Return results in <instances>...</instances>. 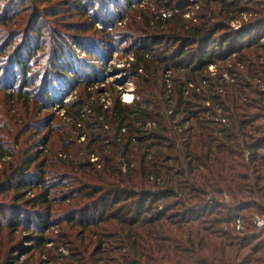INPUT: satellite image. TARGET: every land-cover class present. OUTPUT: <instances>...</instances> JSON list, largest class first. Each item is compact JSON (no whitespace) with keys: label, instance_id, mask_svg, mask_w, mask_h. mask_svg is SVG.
<instances>
[{"label":"trees","instance_id":"obj_1","mask_svg":"<svg viewBox=\"0 0 264 264\" xmlns=\"http://www.w3.org/2000/svg\"><path fill=\"white\" fill-rule=\"evenodd\" d=\"M116 1L95 8L97 58L128 17ZM151 1L129 11L136 31L124 35L140 99L105 107L88 90L68 104L72 134L41 116L51 73L84 90L91 77L67 78L77 70L62 41L47 51L38 0L13 13L15 0H0V77L16 87L0 84V264H264V0ZM194 3L196 21L185 17ZM242 12L251 17L235 30ZM59 126L62 146L35 150ZM32 129L49 133L23 148Z\"/></svg>","mask_w":264,"mask_h":264},{"label":"rangeland","instance_id":"obj_2","mask_svg":"<svg viewBox=\"0 0 264 264\" xmlns=\"http://www.w3.org/2000/svg\"><path fill=\"white\" fill-rule=\"evenodd\" d=\"M74 1L75 0H38V4H41V8L43 10L42 13L44 19L40 22V27L44 25L42 40L48 43L47 51L54 48V43L62 41L63 47H66V53H69L70 59L74 62L73 66L77 70V74H71L70 71H68L69 74H66L67 78L73 79L77 75V78L82 77L81 80H87V78L91 77L90 81H93L94 83V85L87 90L78 86L76 81H73L72 83L70 82L67 86L62 87L61 85H56L60 84L58 78L55 74L51 73L52 82L50 85L55 86L52 91V96L50 95L45 97L42 101L41 116H46L47 118L52 117V120L54 119L51 121L52 124H65L66 129L72 134H74V131L72 129V123H70L71 118L67 114L68 104L81 98L82 95L89 92L88 90L92 91V100L100 101L101 93L106 92L111 97L113 102V99L119 96V89L122 88L125 82H132L134 88L136 90L138 89L137 79L130 71L132 65L131 63L135 61H130L129 59L130 54L133 52L129 49L130 43L133 39L127 40L124 35H128L131 34L132 31H136L135 28H128L130 19L128 17L130 14H133V12L129 11H133L138 8H145L144 6L148 4L152 5L151 0H133L131 4H127L125 0H117L120 7L117 8L115 6H110L112 7L111 9H113L112 11L119 9L121 12L123 11L124 14L128 15V17H125V21L121 19H117L115 21L117 28L114 29L110 35L115 38L117 37L119 43L116 44L117 47L112 49L113 51L108 54L103 48H100L103 53L107 54V56L102 59L97 58L98 56H94L87 48L94 43L98 45L100 40H103V37H105L106 29L103 25L105 15L101 14V10L98 11V9H95L101 6L103 0H85L87 5V8L85 9L86 12H84L82 7L76 6ZM21 4H25V9L28 11H30L33 6V2H29V0H15V4H12V6L10 5V12L13 13L22 10V7L20 6ZM104 4L108 5L106 1H104ZM97 14L99 15V21H96L97 17L95 15ZM138 18L139 17H137V19ZM91 22H95V27L91 28ZM15 27L17 28V24L14 26V29ZM79 27L84 29L79 31ZM58 33H60L59 36ZM107 39L110 40L112 38L107 37ZM7 40L8 36L7 38L2 39L0 35V49L1 47L2 49L4 48L3 46L7 44ZM18 41L19 39H17V42ZM35 46L36 42L34 41L32 47ZM52 53L53 52H50V54ZM35 58L42 61V53L39 52ZM92 69H94L95 72L92 73ZM56 72L61 74L59 70H56ZM5 78L6 77L0 79L1 88H8L7 92H13L12 90H16L13 80H11V84L6 87L9 80ZM97 91L100 92L97 93ZM82 98L84 99L85 97ZM13 114L15 113L11 112L10 116ZM58 129L59 130H56V132L51 134L49 142L38 141L35 150L36 148L41 150H44V148L46 150L51 148L55 151L62 146L59 137L61 136L63 129H60V126ZM31 131L28 132L23 139V148H27L28 145L35 144L41 136L49 133V129H43L40 135L35 137L34 134H37L35 132H37L38 129H32ZM31 134L35 138H31ZM30 138L31 141L29 140ZM15 151L16 154H20L21 152L18 147H15ZM48 153L45 152L42 158H46V154ZM50 155L51 153H49L47 157L50 158ZM56 228H59V226L52 228V232Z\"/></svg>","mask_w":264,"mask_h":264},{"label":"built area","instance_id":"obj_3","mask_svg":"<svg viewBox=\"0 0 264 264\" xmlns=\"http://www.w3.org/2000/svg\"><path fill=\"white\" fill-rule=\"evenodd\" d=\"M200 10H201L200 4L194 3L192 6H190V9L186 10L185 17L188 19H193L196 21V16ZM160 13H161V16L163 18H169L172 16L173 11L171 9H162ZM250 17H251V13L242 12L241 16L237 17L236 19H234L231 22L232 28L235 30H240L243 27L244 23L249 21ZM263 40H264V38H262V41ZM129 59H130V61L134 60V54L133 53L130 54ZM210 71L214 73L215 67L210 66ZM169 76H170V73L168 72L167 77L169 78ZM167 82H168V84H170L169 79H167ZM123 86H122V88L119 89V96H118L122 102L127 103V104H131L134 101L140 99V97L136 93V89L134 88V85L132 84V82H125V84ZM100 101L104 104L105 107H109L112 105V99L106 92L101 93ZM85 110H87V108H85ZM151 125L152 124H149V127ZM85 140H86L85 136L80 137V141H85ZM92 161L96 162L97 158L93 157ZM255 224L257 226L263 228L264 227V220L257 216L255 218ZM238 229L239 230L243 229V225L241 222H238Z\"/></svg>","mask_w":264,"mask_h":264}]
</instances>
